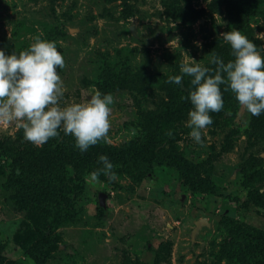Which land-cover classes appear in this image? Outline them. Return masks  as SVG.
Masks as SVG:
<instances>
[{"label":"rangeland","instance_id":"1","mask_svg":"<svg viewBox=\"0 0 264 264\" xmlns=\"http://www.w3.org/2000/svg\"><path fill=\"white\" fill-rule=\"evenodd\" d=\"M233 27L264 44V0H0V46L39 35L63 53L61 105L114 96L107 137L85 152L62 131L37 145L0 123L2 262L264 264V114L221 85L224 107L197 143L191 77L169 80L183 63L233 59L220 34ZM67 147L84 158L57 160ZM101 153L118 179L89 175Z\"/></svg>","mask_w":264,"mask_h":264},{"label":"clouds","instance_id":"2","mask_svg":"<svg viewBox=\"0 0 264 264\" xmlns=\"http://www.w3.org/2000/svg\"><path fill=\"white\" fill-rule=\"evenodd\" d=\"M220 34L230 44L233 59L226 62L213 54L214 68L183 63L182 74L169 77L170 82L177 83L183 74L191 77L194 87L187 97L192 105L187 124L189 135L197 143L204 142L202 129L212 123L211 112L224 107L221 85H227L250 114H264V44L258 45L235 27ZM64 64L56 41L39 35L19 52L0 46V123L14 121L23 129L25 139L37 145L62 131L72 135L76 147L85 152L107 137L114 96L96 89L84 102L61 105L63 81L58 68ZM168 135H172L171 129ZM98 160L101 166L90 172L92 179L99 180L101 174L118 179L116 165L107 154H100Z\"/></svg>","mask_w":264,"mask_h":264},{"label":"trees","instance_id":"3","mask_svg":"<svg viewBox=\"0 0 264 264\" xmlns=\"http://www.w3.org/2000/svg\"><path fill=\"white\" fill-rule=\"evenodd\" d=\"M186 88V87H185ZM183 91V90H182ZM183 94H188V91L186 90H184L183 91ZM72 148L73 147H70V148H66L65 150H62V151H57L56 152V155H55V158H57V160H59V158H67V157H73L74 159H76V160H80V159H82V158H84V156L82 157V158H78V154L77 153H75L74 152V150H72ZM101 154H103V153H101ZM47 158V159H45V157ZM43 157H42V161L45 163V166L46 167H52L53 165L55 166V160L53 159H51L50 157H48V155H44ZM54 157V156H53ZM86 159V158H85ZM84 159V160H85ZM65 160H67V159H65ZM180 162L181 161H179L178 159L176 160V161H174V164L173 165H178L179 167H180ZM259 256H260V254H261V252H259V253H257ZM262 256H264V253L262 254ZM0 264H7V263H5V262H2V260L0 259Z\"/></svg>","mask_w":264,"mask_h":264},{"label":"water","instance_id":"4","mask_svg":"<svg viewBox=\"0 0 264 264\" xmlns=\"http://www.w3.org/2000/svg\"><path fill=\"white\" fill-rule=\"evenodd\" d=\"M131 29L133 30V28H131ZM105 198H106V194L105 193H99L98 200H99V204L100 205L104 204ZM205 223H206V219H202V220L197 221L196 222V227L194 229V232H196Z\"/></svg>","mask_w":264,"mask_h":264}]
</instances>
